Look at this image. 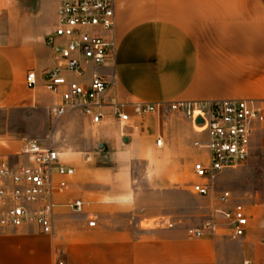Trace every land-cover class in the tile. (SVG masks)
<instances>
[{
    "label": "crops",
    "instance_id": "1",
    "mask_svg": "<svg viewBox=\"0 0 264 264\" xmlns=\"http://www.w3.org/2000/svg\"><path fill=\"white\" fill-rule=\"evenodd\" d=\"M115 6V45L109 63L93 70L85 60V75H63L81 85L89 84L94 75L113 81L110 94L131 122L120 125L110 116L96 126L100 128L95 134L88 128L90 120L82 118L83 135L120 162L98 169L74 165L61 153L76 172L64 178L68 190L54 197L52 234L35 226L3 231L0 264H264L263 190L245 187L241 198L233 185L228 190L233 195L229 207L241 204L247 210L245 236L234 238L229 220L214 214L223 209L216 198L210 208L219 230L198 238L192 234L195 226L184 229L165 215L139 212L132 164L126 161L160 147L183 151L207 137L179 111L135 118L133 107L138 103L203 106L264 99V0H115ZM59 13V0H0V158L17 162L24 141H37L11 129L7 121L13 114L53 117L50 109L59 98L46 91L42 76L64 66L47 42L59 26ZM31 71L39 78L34 90L26 87ZM73 114L80 115L71 111L65 120H72ZM254 149L237 175L264 164ZM77 200L91 205L76 212L70 206ZM90 215L96 220L94 228L88 226ZM159 218L164 224L141 227L143 221Z\"/></svg>",
    "mask_w": 264,
    "mask_h": 264
},
{
    "label": "built area",
    "instance_id": "2",
    "mask_svg": "<svg viewBox=\"0 0 264 264\" xmlns=\"http://www.w3.org/2000/svg\"><path fill=\"white\" fill-rule=\"evenodd\" d=\"M59 2V26L47 42L64 66H58L42 76L46 91L59 98L58 104L50 109L51 115L61 118L76 111L89 119L93 126L103 124L110 116L115 117L120 125L130 123L131 116L110 94L112 80L94 75L89 84L81 85L67 80L63 75L64 71L85 75L82 65L85 60L97 68L109 63L115 45V0ZM26 77V87L34 90L39 81L35 71L29 72ZM133 109L135 118L179 111L201 127V132L207 137L205 141H196L193 145L196 151L193 175L199 181L193 184L192 191L202 197L211 195L218 174L243 166L258 142L264 152V99L225 100L203 106L138 103ZM198 118L203 123L198 124ZM161 142V139L157 140L159 146H162ZM16 157L17 162L0 158V233L35 226L42 233L52 234L57 206L54 197L68 190L69 183L64 178L73 177L76 170L64 163L57 149L43 146L37 141L25 140ZM57 177L63 179L56 180ZM232 199L233 195L228 190L220 193L218 202L223 209H215L214 214L223 215L229 220L234 230L233 237L240 238L246 235L249 217L241 204L229 207ZM90 205V201L77 200L70 208L82 212ZM160 224H164V221ZM167 225L173 226L170 223ZM88 226L96 227L93 215L89 216ZM218 230L213 215L200 227L194 228L192 234L201 238Z\"/></svg>",
    "mask_w": 264,
    "mask_h": 264
},
{
    "label": "rangeland",
    "instance_id": "3",
    "mask_svg": "<svg viewBox=\"0 0 264 264\" xmlns=\"http://www.w3.org/2000/svg\"><path fill=\"white\" fill-rule=\"evenodd\" d=\"M107 68L109 69L108 65ZM89 69L98 68L89 66ZM86 70L85 67V72ZM156 115L147 114L145 117L153 118ZM71 117L72 120L67 122L66 116L53 119L52 116L48 117L40 112H18L12 115L11 122L7 121V124L14 132L23 133L28 139L37 140L43 146L64 153V159L74 165L90 164L98 169L116 167L120 162L119 157L108 149H100L88 136L83 135L82 116L73 114ZM88 128L96 134L100 127L91 124ZM253 152L264 157L260 142L256 144ZM195 155L196 151L191 144L183 151L171 152L160 147L153 154L126 157V161L129 163L130 160L132 164L131 178H133V189L139 202L140 208L137 209L140 213L165 215L167 221L189 229L194 226L199 227L211 218L212 201L223 191L231 190V185L234 186L238 198L242 197L240 192L245 187L251 191H264V164H262L253 171L239 175L237 171L242 167L227 169L215 178L214 188L209 197L195 194L192 186L199 181L193 175ZM161 219L143 221L141 227H158L161 225Z\"/></svg>",
    "mask_w": 264,
    "mask_h": 264
},
{
    "label": "water",
    "instance_id": "4",
    "mask_svg": "<svg viewBox=\"0 0 264 264\" xmlns=\"http://www.w3.org/2000/svg\"><path fill=\"white\" fill-rule=\"evenodd\" d=\"M197 123L198 124L203 123V120L201 118H198ZM125 141H127V139H125ZM100 148L103 149V146L101 145Z\"/></svg>",
    "mask_w": 264,
    "mask_h": 264
}]
</instances>
